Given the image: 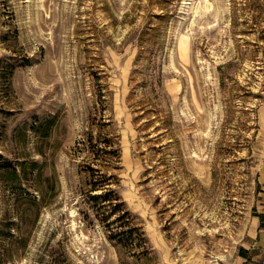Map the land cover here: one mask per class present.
I'll return each mask as SVG.
<instances>
[{
    "label": "rangeland",
    "instance_id": "obj_1",
    "mask_svg": "<svg viewBox=\"0 0 264 264\" xmlns=\"http://www.w3.org/2000/svg\"><path fill=\"white\" fill-rule=\"evenodd\" d=\"M199 1L0 0V264L261 263L264 0Z\"/></svg>",
    "mask_w": 264,
    "mask_h": 264
},
{
    "label": "trees",
    "instance_id": "obj_2",
    "mask_svg": "<svg viewBox=\"0 0 264 264\" xmlns=\"http://www.w3.org/2000/svg\"><path fill=\"white\" fill-rule=\"evenodd\" d=\"M1 62L2 61H0V63ZM103 117H102V119H103ZM106 125H107V122H102V123L99 122V128H98V132H97L99 137H101V134L105 133ZM90 127L91 128L88 131V141H89L90 146L93 148V145H92V141H93L92 140L93 139V124L92 123L90 124ZM1 128H2V126H0V129ZM103 137H104L103 140L105 142H107V138H106L107 136H103ZM92 148H91V151H93ZM114 151L115 150H112L111 148L107 149L104 146V148H102V152L99 153V150H98L99 154H96L95 152H93V154H95L93 159H97L99 157L98 155H101L102 158L97 164H99V166H104L105 167L106 164L102 161V159H106L108 154H110V153H112ZM116 152H117V150H116ZM89 167H91L90 163H89ZM102 169L103 168H100V167L96 168L98 173H100V171ZM0 177L6 182H10V181H13V180L18 178V173L15 170V168H13V166H10V165L9 166H5V165L2 166V164L0 163ZM100 177H101L100 181H102V185H106L105 183L109 184V182L111 183V180L109 181V179H111V178L108 177L105 172L101 173ZM102 188H104V190L102 191L103 193H100V195H95V196L104 197V202L103 203L101 202L99 204V208L101 209L102 212L104 211L103 213H105L106 211L109 212V209L107 208V206H109L110 204H113V198H119V197L118 196L115 197V194L113 196H110V191L112 190L110 186H102Z\"/></svg>",
    "mask_w": 264,
    "mask_h": 264
},
{
    "label": "bare ground",
    "instance_id": "obj_3",
    "mask_svg": "<svg viewBox=\"0 0 264 264\" xmlns=\"http://www.w3.org/2000/svg\"><path fill=\"white\" fill-rule=\"evenodd\" d=\"M188 2V1H187ZM190 2V1H189ZM191 3V2H190ZM211 3L212 2H210V0H201V1H199L198 2V5L196 6V10L194 9V13L196 14L197 13V11H198V8L199 7H203L205 10H206V8H208L209 7V4H210V6H211ZM196 5V4H195ZM203 9V10H204ZM74 210V209H73ZM76 212V211H75Z\"/></svg>",
    "mask_w": 264,
    "mask_h": 264
},
{
    "label": "built area",
    "instance_id": "obj_4",
    "mask_svg": "<svg viewBox=\"0 0 264 264\" xmlns=\"http://www.w3.org/2000/svg\"><path fill=\"white\" fill-rule=\"evenodd\" d=\"M260 264H264V244L262 247V256H261V263Z\"/></svg>",
    "mask_w": 264,
    "mask_h": 264
}]
</instances>
